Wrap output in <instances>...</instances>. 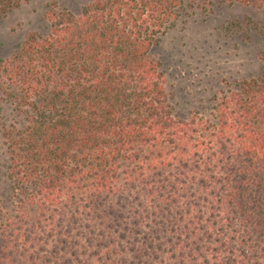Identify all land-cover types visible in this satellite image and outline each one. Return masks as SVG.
<instances>
[{"label":"trees","instance_id":"trees-1","mask_svg":"<svg viewBox=\"0 0 264 264\" xmlns=\"http://www.w3.org/2000/svg\"><path fill=\"white\" fill-rule=\"evenodd\" d=\"M26 1L0 0V17ZM214 2L50 7L49 35L0 59V264H264V69L182 119L152 56Z\"/></svg>","mask_w":264,"mask_h":264},{"label":"rangeland","instance_id":"rangeland-1","mask_svg":"<svg viewBox=\"0 0 264 264\" xmlns=\"http://www.w3.org/2000/svg\"><path fill=\"white\" fill-rule=\"evenodd\" d=\"M94 0H28L0 17V59H8L32 34L48 36L50 7L79 13ZM264 6L215 0L207 8L183 13L152 49L165 72L170 101L179 118L210 107L220 91L258 77L264 69ZM13 120L12 107L0 90V208L11 199L4 124ZM2 238L0 232V248Z\"/></svg>","mask_w":264,"mask_h":264}]
</instances>
